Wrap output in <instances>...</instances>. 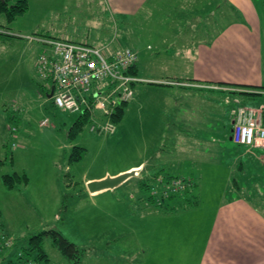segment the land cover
I'll return each mask as SVG.
<instances>
[{"label":"rangeland","instance_id":"rangeland-1","mask_svg":"<svg viewBox=\"0 0 264 264\" xmlns=\"http://www.w3.org/2000/svg\"><path fill=\"white\" fill-rule=\"evenodd\" d=\"M24 1L28 9L11 23L0 15V264H36L24 250L31 237L49 230L76 246L80 264L186 263L199 237L180 235L179 228L199 232L202 223L194 216L208 217L218 202L234 197L233 181L248 188L249 203L264 215V150L240 159L242 180L235 165L243 151L229 140L234 111H257L258 99L249 103L228 92L181 99L138 80L132 85L133 106H127L115 133L90 131L104 121L94 111L70 140L68 131L81 112H64L46 98L35 75L38 46L29 38L86 42L110 53L128 47L136 24L115 19L104 0ZM174 105L186 107L173 111ZM44 120L48 124L40 126ZM72 147L85 150L79 162L68 161ZM132 170L134 175L112 190L97 196L87 191L94 179ZM14 172L25 174L28 184L7 190L2 176ZM168 177L192 179L196 187L170 202L176 209L166 213L150 198L160 196L154 193ZM187 202L198 204L176 207ZM43 249L48 264H70L49 237ZM183 250L191 252L185 261Z\"/></svg>","mask_w":264,"mask_h":264},{"label":"crops","instance_id":"crops-1","mask_svg":"<svg viewBox=\"0 0 264 264\" xmlns=\"http://www.w3.org/2000/svg\"><path fill=\"white\" fill-rule=\"evenodd\" d=\"M104 3L107 13L121 23L136 24L134 32L130 30L127 48L137 54L134 73L138 80L181 99L238 91L239 86L264 91V0ZM185 107L171 108L184 111ZM259 107L264 108V103ZM121 174L125 173L111 178ZM103 192L88 193L97 196ZM232 193L234 197L218 202L210 216H194L193 220L202 223L199 232L192 233L189 226L179 228L180 235L199 237L193 259L182 264H264V215L250 200ZM182 254L185 261L191 252L183 250Z\"/></svg>","mask_w":264,"mask_h":264},{"label":"built area","instance_id":"built-area-1","mask_svg":"<svg viewBox=\"0 0 264 264\" xmlns=\"http://www.w3.org/2000/svg\"><path fill=\"white\" fill-rule=\"evenodd\" d=\"M42 52L36 62V75L43 83L46 95L56 108L64 112L87 114L94 111L103 114L104 123L92 125L90 131L112 129L108 117L115 106L133 99L132 85L138 79L132 72L136 67L137 54L129 48L105 52L82 43L62 40H39ZM258 111V112H257ZM238 108L231 129L233 143L243 146L264 145V109ZM47 120L40 126H46ZM15 132V129H13ZM186 181L173 180L163 196L182 193ZM165 191V192H164ZM157 195L158 193H154Z\"/></svg>","mask_w":264,"mask_h":264},{"label":"trees","instance_id":"trees-1","mask_svg":"<svg viewBox=\"0 0 264 264\" xmlns=\"http://www.w3.org/2000/svg\"><path fill=\"white\" fill-rule=\"evenodd\" d=\"M11 1L12 0H0V15H4L6 21H8L10 23L16 17H18L19 15H22L28 9V4L24 0L17 1L14 4H12ZM37 39H39V40H41V39H43V40H62V41H67V42L79 43V42H74V41L67 40V39H56V38L55 39L54 38L48 39V37H38ZM30 40L38 44V46L40 47V52H39V55H40L42 52L41 43L36 41V39H30ZM82 44L92 46L86 42H84ZM120 49L121 48H119L117 50H120ZM132 74L135 75L134 71L132 72ZM239 87L240 88L238 91H233V92H228V93L238 94V95L242 96L243 98H245L246 101H250L249 103L255 102L254 100L258 99V101L261 102V103L257 104L258 106L260 104L264 103V91H257L255 89L253 90V88L245 87V86H239ZM42 88H44V87L42 86ZM129 103L130 102H127V103L122 102L121 104L115 106L114 111L108 117V122L112 127L111 130L104 131L101 128H97L95 131L101 135L106 134V133H111V134L115 133L116 127L120 124V122L122 121V119L125 116L126 109H127V106L129 105ZM244 109H247V108H244ZM236 111H237V109L233 113L232 123L234 121V115H235ZM104 122L105 121H103V123ZM87 123H89V116L87 114L80 115V117L77 118L74 121V123L72 124L70 130L68 131L67 137L70 140H73L78 135V133L83 130V128L85 127V125ZM101 123H100V125H101ZM13 134H14V132H13ZM230 138H231V135H230ZM231 141H232V139H231ZM235 145H237L238 149L243 151V152L240 151L242 153V157H238L237 163L235 165L236 171L241 172V174H242L241 178L243 180L244 163L241 162L240 159H243V158L247 159L249 157H254V156L258 157V155H261L260 153H261L262 149L264 148V145L259 146V147L258 146H243V145H238V144H235ZM12 146L14 147V144ZM255 151H257V152H255ZM84 154H85L84 149L79 148V147H72L71 153H70L69 158H68L69 163L79 162L80 160H82ZM173 180H178V179L168 177V181L165 182L166 184L163 183V181H160L159 182V186H160L159 191L160 192H157V193H159L160 196L157 199H154L153 197L150 198V203L153 206H155L160 211H164L166 213H169V212L174 211L176 209L174 206L170 207L169 204H171V203L176 204V202H174V201H176L177 198L185 197L184 196L185 193H187V192L189 193L193 188L196 187V184L192 179L184 180V181H186L187 185H186L185 189L182 191V193L178 194V193L168 192V195L163 196V194H164L163 190L166 189L165 188L166 185H169ZM2 183H3L4 187H6L7 190H14V189L21 187L23 185L26 186L28 184V178L25 174L18 175L16 172H14V173L9 174V175H3L2 176ZM145 187H146V185L143 186V188H145ZM233 191L234 192L236 191L241 196L247 198V200H249L247 196H249V197L251 196V194H249L250 192H249L248 188L245 186H242L241 184H238V182H236V181H233L231 183V191L230 192L232 193ZM197 204L198 203H196V202H187L185 205H184V203L181 205L177 204L176 207L180 208V209L182 208L181 210H190V209H192V205H194V207H195V206H197ZM44 237H49L51 239L53 246L57 249V251L60 253V255L64 259H66L68 262H70V264H80V257L82 255V253L79 250H77L75 245L70 243L60 233H58L57 231H54V230L41 232L38 235H35L29 239L27 247L24 251H25L26 255H33V258H32L33 262H35L36 264H48V262H49L48 256L46 255V253L43 249ZM21 256H23V255H21Z\"/></svg>","mask_w":264,"mask_h":264},{"label":"water","instance_id":"water-1","mask_svg":"<svg viewBox=\"0 0 264 264\" xmlns=\"http://www.w3.org/2000/svg\"><path fill=\"white\" fill-rule=\"evenodd\" d=\"M52 90L46 95L47 99H50L52 97ZM231 141V138L229 139ZM134 175L133 173H126V174H121L116 177H106L102 180H96L92 181L86 184L87 191L90 194L98 193L101 191L105 190H112L113 188L117 187L120 185L123 181H125L127 178L131 177Z\"/></svg>","mask_w":264,"mask_h":264}]
</instances>
